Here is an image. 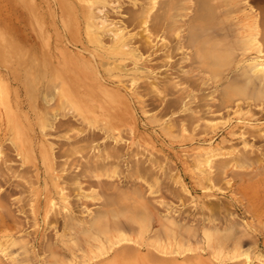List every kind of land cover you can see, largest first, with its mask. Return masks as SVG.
Here are the masks:
<instances>
[{"label":"rangeland","instance_id":"374dc122","mask_svg":"<svg viewBox=\"0 0 264 264\" xmlns=\"http://www.w3.org/2000/svg\"><path fill=\"white\" fill-rule=\"evenodd\" d=\"M195 1L93 2L95 21L110 27L95 30L99 43L84 2L0 0V264H96L123 244L148 247L146 264H264V79L247 66L264 57V0H207L213 16L202 19ZM115 30L128 52L114 51ZM197 33L203 43L184 38ZM211 51L227 56L220 73ZM114 229L130 239L109 247ZM153 238L172 243L168 254Z\"/></svg>","mask_w":264,"mask_h":264},{"label":"bare ground","instance_id":"6f19581e","mask_svg":"<svg viewBox=\"0 0 264 264\" xmlns=\"http://www.w3.org/2000/svg\"><path fill=\"white\" fill-rule=\"evenodd\" d=\"M11 1H13V0H11ZM79 2H84V4H86V6L88 7V9H85V10H87V11H85V21H86V23H87V29H88V32H90L91 33V37L95 40V41H99L100 39H99V37L100 36H102V35H95L96 33H95V30L96 29H98V26H102V27H105L106 25L104 24V21L103 20H99V21H95V18H97V16H95V15H93L94 14V5L92 6V4H93V2L95 3L96 1H99V0H78ZM101 1V0H100ZM104 1V0H103ZM195 1V0H194ZM219 1V0H218ZM231 1H233V0H231ZM258 1V0H257ZM260 1V0H259ZM5 2V1H4ZM92 2V3H91ZM152 2V1H151ZM163 2V1H162ZM161 2V3H162ZM167 2V1H166ZM197 2H199V3H201V5L206 9H204L206 12L204 13V11L203 12H201L200 13V15L198 14V16H196V18H198V19H202V18H206L205 16H207L206 14L208 13V15L210 16V18L213 16L212 15V13L210 14V10H211V7H210V4L208 3L209 1H207V0H202V1H197ZM207 2V4H205V3ZM7 3H8V1H7ZM10 3V2H9ZM67 3V2H66ZM72 2H68L67 4H65V7H68V9L71 7V5H72V7H73V4H71ZM163 3H165V2H163ZM177 3V2H176ZM195 3H196V1H195ZM198 3V4H199ZM245 3V2H244ZM32 4V3H31ZM30 4V5H31ZM76 4V3H75ZM91 4V5H90ZM99 4V3H98ZM174 4V3H173ZM205 4V5H204ZM209 4V5H208ZM33 5V4H32ZM76 5H78V4H76ZM161 5V4H160ZM160 5L158 4V7H160ZM164 5V4H163ZM246 5V4H245ZM33 6H35V5H33ZM91 6V7H90ZM162 6V5H161ZM167 6H169V5H165V9H164V12L162 13V14H165V10L167 9ZM199 6V5H198ZM202 6H201V8H202ZM229 6V5H228ZM164 7V6H163ZM215 7V6H214ZM245 7H247V6H245ZM32 8H34V7H32ZM31 8V9H32ZM51 8V7H50ZM86 8V7H85ZM196 8H197V5H196ZM199 8V7H198ZM196 9V11L197 10H203V9ZM36 9V8H35ZM163 9V8H162ZM263 9V8H262ZM41 10V9H40ZM52 10V9H51ZM264 10V9H263ZM68 11V10H67ZM72 11V10H71ZM74 11V10H73ZM163 11V10H162ZM161 11V12H162ZM214 11H215V9H214ZM35 12H36V10H35ZM253 12V11H252ZM264 11H260V15H261V13H263ZM172 13V12H171ZM196 13V12H195ZM215 13V12H214ZM32 14L34 15V13H33V10H32ZM37 14V13H36ZM157 14V13H156ZM155 14V15H156ZM162 14H160V15H158L157 14V21H159L158 20V18L159 19H162V18H160L161 17V15ZM173 14V13H172ZM175 14V13H174ZM202 14V15H201ZM144 15V14H143ZM197 15V14H196ZM205 15V16H204ZM250 15H251V13H250ZM263 15V14H262ZM66 16H69V15H66ZM66 16H65V19H66ZM158 16H160V17H158ZM164 15H162V17H163ZM170 16V15H169ZM172 16V15H171ZM264 16V15H263ZM262 16V17H263ZM2 17H4V15L2 16ZM34 17H36V16H34ZM144 17V16H143ZM194 17H195V15H194ZM193 16L191 17V18H193L192 20H196V18H194ZM247 18L249 17V19H251V21H250V23H252L253 24V29H255V31H256V29H257V23L259 24V20L260 19H258V15H257V13H254L253 14V16H249V15H247L246 16ZM69 18L70 17H68L67 19H66V22H67V20L70 22V20H69ZM170 18V17H169ZM173 18V17H172ZM259 18H261V17H259ZM36 19V18H35ZM152 20H154L155 21V18L154 19H152ZM163 20V19H162ZM176 20H177V18H176ZM175 20V21H176ZM36 21H38V20H36ZM42 21V20H41ZM65 21V20H64ZM154 21H153V24H155L154 23ZM169 21H170V19H169ZM173 22H174V20H172ZM169 22V23H173V22ZM222 21V20H221ZM8 22V21H7ZM35 22V21H34ZM163 22V21H162ZM166 22H168V20L166 21ZM36 23V22H35ZM35 23H34V25H35ZM65 23V22H64ZM99 23H101V24H99ZM158 23V22H157ZM157 23L155 24V26L157 25ZM164 23V22H163ZM175 23V22H174ZM216 23V22H215ZM263 22H261V24H262ZM4 24V23H3ZM67 24V23H66ZM70 24V23H69ZM69 24H67L68 25V28H69ZM152 24V25H153ZM162 24V23H161ZM200 24V22H198V24L197 25H199ZM66 25V26H67ZM165 25V24H164ZM166 25H167V23H166ZM188 25V24H187ZM260 25V24H259ZM262 25H264V24H262ZM9 25H6V28L8 27ZM10 26H12V25H10ZM9 26V27H10ZM100 26V27H101ZM155 26H153L152 28H154V29H156V28H158L160 25H159V23H158V26L157 27H155ZM190 26V25H189ZM200 26V25H199ZM3 28L5 27L4 25L2 26ZM14 27V26H13ZM35 27H38V25H36ZM109 27V26H108ZM107 26L105 27V28H108ZM261 27V26H260ZM39 28V27H38ZM118 28H120V27H118ZM124 28V27H123ZM161 27H159L157 30L159 31V29H160ZM164 28L166 29V27L164 26ZM262 28V27H261ZM13 29V28H12ZM104 29V28H103ZM109 29H110V27H109ZM108 29V30H109ZM114 29V28H113ZM112 28H111V30H113ZM116 29V28H115ZM122 29V28H121ZM153 29V31H155ZM178 29V28H177ZM156 30V32H158ZM6 31V30H5ZM12 31V30H11ZM110 31V30H109ZM109 31H108V33H109ZM116 32L114 33V40H116L117 41V44H118V47H115L114 48V51H122V52H124V51H126V48H125V45H126V43L128 44V42H126L128 39H129V36H128V39L127 40H125V42H124V39L125 38H127V37H125V38H123V34L125 33H120V31L118 30H115ZM123 31V30H122ZM180 31V30H179ZM262 31V30H261ZM10 32V31H9ZM97 32V31H96ZM112 32V31H111ZM8 33V32H7ZM15 33V32H14ZM13 33V34H14ZM163 33V32H162ZM165 33H166V31H165ZM164 33V34H165ZM257 33H258V30L256 31V33H253L252 35H251V41L252 42H254V44H255V42L257 41ZM261 33V32H260ZM263 33H264V30H263ZM126 34V33H125ZM155 34V33H154ZM157 34V33H156ZM15 35H16V33H15ZM110 35H111V33H110ZM163 34H161V36H162ZM5 37L6 36H8V35H4ZM113 36V35H112ZM127 36V35H126ZM168 36V35H167ZM185 37L184 38H186L187 37V40L190 42V38H192L195 42H200V43H203V39H205V38H203L202 36H201V34H199V33H197L196 34V36L194 37V36H186V34L184 35ZM262 36V35H261ZM1 37H2V35H1ZM164 37V36H163ZM166 37V36H165ZM182 37V36H181ZM9 38V37H8ZM12 38V37H11ZM64 38V37H63ZM66 38V37H65ZM146 38V37H145ZM2 39V38H1ZM172 39V38H171ZM113 40V39H112ZM111 40V41H112ZM147 40V39H146ZM172 40H174V39H172ZM171 40V41H172ZM182 42L184 41L183 40V38L182 39H180ZM242 40V39H241ZM259 40V39H258ZM102 41V40H101ZM130 41V40H129ZM134 41H135V39H134ZM149 41V40H148ZM3 42H5V41H3ZM2 42V43H3ZM9 42V41H8ZM178 42V41H177ZM185 42V41H184ZM247 42V41H246ZM252 42H250V43H252ZM6 43V42H5ZM13 42H11V44H12ZM99 43H100V41H99ZM130 43V42H129ZM149 44H151L150 42H148ZM167 43V42H166ZM247 43H249V42H247ZM6 44H8V43H6ZM101 44H102V42H101ZM116 44V43H115ZM163 44H164V42H163ZM180 45H181V43H179ZM183 44V43H182ZM186 44V43H185ZM216 44V43H215ZM232 44V43H231ZM99 45V44H98ZM97 45V46H98ZM103 45V44H102ZM129 45V44H128ZM128 45H126L127 47H128ZM165 45H167V44H165ZM173 45H174V43H173ZM172 45V46H173ZM176 45V44H175ZM179 45V46H180ZM245 45V44H244ZM2 46V45H1ZM8 46V45H7ZM6 45H5V48L7 47ZM18 46V45H17ZM131 46V45H130ZM150 46H152V44L150 45ZM154 46V45H153ZM152 46V47H153ZM156 46V45H155ZM154 46V47H155ZM160 46V44L158 45L157 44V46H156V48L157 49H159L158 47ZM161 46H162V43H161ZM168 46H170V49H171V45H168ZM182 46V45H181ZM183 46H184V44H183ZM182 46V47H183ZM188 46V45H187ZM190 46V45H189ZM210 46H212L213 47V45L211 44ZM209 46V47H210ZM214 46H216V45H214ZM241 46V45H240ZM9 47V46H8ZM11 47H12V45H11ZM45 47V46H44ZM102 47V46H101ZM103 47H104V45H103ZM131 47H133V46H131ZM130 47V48H131ZM185 47V46H184ZM200 47H204V46H199V48ZM225 47V46H224ZM3 48V47H2ZM18 48H19V46H18ZM129 48V49H130ZM155 48V49H156ZM162 48V47H161ZM164 48V50L165 51H168V47H167V49L165 48V46L163 47ZM173 48H174V46H173ZM187 48V47H186ZM112 49V48H111ZM156 49V51H159V50H157ZM184 49V48H183ZM204 49V48H203ZM233 49V48H232ZM153 50H154V48H153ZM163 50V49H162ZM163 50V51H164ZM171 50H173V49H171ZM170 50V51H171ZM182 50V49H181ZM186 50V49H185ZM200 50V49H199ZM4 51V54H7V52L5 51V49L3 50ZM3 51H2V53H3ZM25 51V50H24ZM28 51V50H27ZM155 51V50H154ZM153 51V52H154ZM161 51V50H160ZM178 52L180 51V47H179V49L177 50ZM202 51V50H201ZM261 51V50H260ZM126 52H128V51H126ZM183 52H184V50H183ZM186 52V51H185ZM259 52V51H258ZM1 53V52H0ZM121 53V52H120ZM130 53L132 54V56H133V58L135 59V60H138L139 58H138V56H137V54L135 53V50L134 51H130ZM180 53V52H179ZM178 53V54H179ZM195 55L197 54V51H195V52H193ZM207 53H208V51H207ZM211 53H212V55H211V58H215V59H213V62L211 63V68H212V72L213 73H218V71H219V73H220V68H222L223 66H224V60L226 59V57L227 56H225V54L224 55H219V54H216V53H213L212 51H211ZM234 53V52H233ZM233 53H231V54H233ZM102 54V53H101ZM187 53H185L184 54V56L186 55ZM194 54L193 55H191V56H194ZM209 54V53H208ZM220 54H222V53H220ZM227 54H228V52H227ZM241 54V53H240ZM124 55V54H123ZM129 55V54H128ZM180 56L181 55H183V54H179ZM2 56V55H1ZM197 56V55H196ZM225 57V59H223L224 57ZM31 57V56H30ZM130 57V59H131V55L129 56ZM186 57V56H185ZM190 57V56H189ZM208 57H210V55L208 56ZM207 57V58H208ZM7 58H8V56H7ZM121 58V57H120ZM191 58V57H190ZM195 58V57H194ZM232 58H233V56H232ZM251 58V57H250ZM261 58H264V57H260V56H257L255 59H254V61L253 62H251L250 64L251 65H248L247 64V66H248V68H249V66H251V71H253V73H255V74H257V75H260L261 77H262V79H264V62L262 61V59ZM186 59V58H185ZM193 58H191L190 60H192ZM196 59V58H195ZM206 58H203V59H201V60H203L204 62H206L207 64H209L208 62H209V58L208 59H206ZM37 60V59H36ZM118 60L120 61V62H116L115 60V62L118 64V66L121 68V70L123 69V67H124V64L123 63H125L124 61V59L123 58H121V59H119L118 58ZM122 60H124V61H122ZM134 60V61H135ZM194 60V59H193ZM215 60V61H214ZM246 60V59H245ZM33 61V60H32ZM133 61V62H134ZM139 61H140V59H139ZM195 61H197V60H194V62ZM211 61H212V59H211ZM210 61V62H211ZM36 62V61H35ZM40 62V61H39ZM132 62V63H133ZM135 62H137V61H135ZM172 62H175V60L174 61H172ZM171 62V63H172ZM181 62V61H180ZM191 62H193V61H191ZM198 62V61H197ZM170 63V64H171ZM178 63V62H177ZM176 63V64H177ZM182 63V62H181ZM181 63H179V64H181ZM36 64V63H35ZM40 64V63H39ZM139 64V63H138ZM141 64V63H140ZM175 64V63H174ZM213 64V65H212ZM37 65V64H36ZM41 65V64H40ZM85 65V64H84ZM126 65V64H125ZM135 65V64H134ZM142 65V64H141ZM39 66V65H38ZM137 66L138 65H136V68H137ZM140 66V65H139ZM171 66H172V64H171ZM171 66H169V67H171ZM174 66V65H173ZM172 66V67H173ZM182 66V65H181ZM247 66H246V68L245 69H243L244 71L247 69ZM86 67V66H85ZM88 67V66H87ZM90 67V66H89ZM118 67V68H119ZM192 67H195V66H192ZM208 67H209V65H208ZM41 68V67H40ZM125 68V67H124ZM131 68V67H130ZM139 68V67H138ZM142 68V67H141ZM174 68H176V66L174 67ZM173 68V69H174ZM206 69H207V67H205ZM22 69V68H21ZM89 69V68H88ZM94 69V68H93ZM125 69H127V68H125ZM124 69V70H125ZM129 69V68H128ZM140 69V68H139ZM178 69V68H177ZM181 69H182V67H181ZM200 71H201V69H202V71H203V68H198ZM250 69V68H249ZM123 70V71H124ZM145 70H146V68H145ZM144 70V71H145ZM205 70V69H204ZM243 70H240V71H243ZM40 71V70H39ZM125 71H127V70H125ZM131 71H132V69H131ZM134 71V70H133ZM206 71H208V70H206ZM250 71V72H251ZM43 72V71H42ZM47 72V71H46ZM171 72V71H170ZM169 72V73H170ZM173 73H174V71H172ZM176 72V71H175ZM180 72V71H179ZM179 72H176V73H179ZM246 72L247 73H245L246 75L245 76H247V77H249L250 78V75L248 76L247 74H248V71L246 70ZM45 73V72H44ZM132 73V72H131ZM134 73H137V72H134ZM196 73V72H195ZM223 73V72H222ZM244 73H242L243 75H244ZM28 74V73H27ZM35 74H37V72L35 73ZM49 74V73H48ZM237 74V73H236ZM255 74H253L255 77H253V76H251L253 79H256V76L257 75H255ZM29 76V75H28ZM166 77V76H165ZM211 77V76H210ZM244 77V76H243ZM23 78V77H22ZM41 78V77H40ZM135 78V77H134ZM245 78V77H244ZM252 78H250L249 80H251V82H252ZM258 78V77H257ZM43 79V78H42ZM46 79V78H45ZM48 79V78H47ZM32 80V79H31ZM38 80V79H37ZM246 80H247V78H246ZM249 80H247V81H249ZM260 80V79H259ZM259 80H256V81H259ZM255 80H254V82H256ZM24 82V81H23ZM260 82V81H259ZM261 82H262V80H261ZM260 82V83H261ZM249 83H250V81H249ZM260 83H259V86H260ZM263 83V82H262ZM252 84H253V82H252ZM256 85V84H255ZM254 85V86H255ZM227 86V85H226ZM226 88V87H225ZM224 88V89H225ZM58 89V88H57ZM28 90V89H27ZM236 90L237 91H242V88H241V86L240 85H236ZM135 93V92H134ZM224 94V93H223ZM193 96H194V94H193ZM192 96V97H193ZM221 96H222V94H221ZM185 97V96H184ZM187 97V96H186ZM232 97V96H231ZM239 97H241L240 95H239ZM238 97V98H239ZM199 98V97H198ZM201 99V98H200ZM253 102H255V101H253ZM201 105V104H200ZM206 105V104H205ZM5 107V106H4ZM207 108H208V106H207ZM201 109H202V107H201ZM210 109V108H209ZM204 110V109H203ZM214 110H216L215 108H214ZM213 110V111H214ZM201 111V110H200ZM209 111H211V110H209ZM210 113V112H209ZM1 114V113H0ZM21 120V119H20ZM23 124V123H22ZM260 130V129H259ZM253 131V130H252ZM234 136V135H233ZM25 142V141H24ZM23 148V147H22ZM82 172H84V171H82ZM87 173V172H86ZM260 173V172H259ZM78 174V173H77ZM80 174V173H79ZM84 175H86V174H84ZM88 175V174H87ZM86 175V176H87ZM77 176V175H76ZM75 176V177H76ZM80 177V176H79ZM79 177H77V180H78V178ZM83 177V176H82ZM56 178V176L54 175V179ZM87 179H88V177H86ZM53 179V178H52ZM72 179V178H71ZM80 179H81V177H80ZM79 179V180H80ZM73 180V179H72ZM84 181H85V177H84ZM89 181V180H88ZM73 182V181H72ZM70 184H69V187H70V185H71V182H69ZM99 183H101V185H103V183L102 182H99L98 181V184ZM33 184V183H32ZM91 184H93V183H91ZM90 184V185H91ZM104 184H108L107 182H104ZM109 185V184H108ZM81 186V185H80ZM84 186V185H83ZM83 186H81L82 188H84ZM106 186V185H105ZM68 187V188H69ZM75 187V186H74ZM78 188H80L79 186H77ZM90 187V186H89ZM108 187V186H107ZM107 187H106V189H107ZM112 187V186H111ZM63 188V187H62ZM61 188V189H62ZM60 189V190H61ZM81 189V188H80ZM63 190V189H62ZM61 190V191H62ZM65 190V189H64ZM115 190V189H114ZM58 191V190H57ZM66 191H68V190H66ZM66 191H65V193H66ZM70 191V190H69ZM83 191V190H82ZM113 191V190H112ZM125 191V190H124ZM134 192H136L135 191V189L133 190ZM74 192V191H73ZM91 192V191H90ZM90 192H88V193H90ZM114 192V191H113ZM112 192V193H113ZM61 193H63V191L61 192ZM68 193V192H67ZM82 192H78V194H79V196L81 195V197L83 198V197H88V196H91L92 195V197L94 196L92 193H94V192H91L89 195H88V193L87 192H85V193H82ZM107 193V192H106ZM118 193V192H117ZM120 193V192H119ZM78 194H76V195H78ZM109 194V196H110V192L108 193ZM124 194V193H123ZM68 194H64L63 195V198H66V196H67ZM112 195V194H111ZM114 195V194H113ZM122 195V194H121ZM121 195H120V198H121ZM253 195H255V194H253ZM70 196V195H69ZM59 197V196H58ZM103 197H106V195L105 196H103ZM110 197H112V196H110ZM116 197V196H115ZM123 197V196H122ZM80 198V197H79ZM82 198H80V199H82ZM90 198V197H89ZM94 198V197H93ZM92 198V199H93ZM243 198H245V197H243ZM85 199V198H84ZM104 199V198H103ZM116 199V198H115ZM123 199V198H122ZM106 200H108V199H106ZM105 199H104V202L106 201ZM237 201H238V199H236ZM245 200V199H244ZM87 201V200H86ZM109 201V200H108ZM113 201V200H112ZM116 201V200H115ZM114 201V202H115ZM121 201V200H120ZM246 201V200H245ZM107 202V201H106ZM103 203V202H102ZM113 203V202H112ZM246 203V202H245ZM51 204V203H50ZM49 204V205H50ZM107 204V203H106ZM123 204V203H122ZM126 204V203H125ZM86 205V204H85ZM103 205V204H102ZM110 205V204H109ZM52 206V205H51ZM77 206V205H76ZM81 206V205H80ZM104 206H105V204H104ZM127 206H129V205H127ZM114 207H116V206H114ZM118 207V206H117ZM249 207V206H248ZM52 208V207H51ZM51 208H48V209H51ZM251 209V208H250ZM98 209L96 208V211H97ZM108 210V209H107ZM132 210V209H131ZM129 211H130V209H129ZM134 211V210H133ZM233 211H235V210H233ZM232 211V212H233ZM246 212H247V210H245ZM99 212H100V210H99ZM103 213H105L104 212V210H103ZM113 213V212H112ZM251 213V212H250ZM95 214L97 215L98 213H96L95 212ZM94 214V215H95ZM118 214H119V212H118ZM233 214V213H232ZM47 215V214H46ZM103 214H101V216H102ZM105 215V214H104ZM132 215H133V213H132ZM98 216V215H97ZM115 216V215H114ZM252 216V215H251ZM67 217H69V216H67ZM111 217H112V215H111ZM140 217V216H139ZM233 217V216H232ZM236 217V216H235ZM253 217V216H252ZM49 218V217H48ZM143 218H144V216H143ZM133 219L135 220L136 219V217L135 216H133ZM232 219V218H231ZM69 219H67V221H68ZM70 220H73V219H70ZM97 219H94V220H91V223L92 222H94V221H96ZM82 221V220H81ZM84 221V220H83ZM88 221H90V220H88ZM124 221V220H123ZM137 221V220H136ZM66 222V221H65ZM69 222V221H68ZM67 222V223H68ZM137 222H139V221H137ZM141 222V221H140ZM66 223V224H67ZM72 223V222H71ZM70 224V223H69ZM82 226V225H81ZM90 226H91V224H90ZM102 225H99V227H100V229H101V231L103 230V228L101 227ZM126 226V225H125ZM92 227V226H91ZM138 227H139V230H142V228H143V225H138ZM185 227V226H184ZM230 227H232V226H230ZM90 228V227H89ZM227 228H229V226L227 227ZM253 228V227H252ZM81 230H82V228H80ZM92 229V228H91ZM193 229V228H192ZM229 229H231V228H229ZM229 229H226V230H229ZM254 229V228H253ZM80 230V231H81ZM211 230H212V228H211ZM220 230V229H219ZM225 230V229H224ZM95 231V230H94ZM196 231V230H195ZM205 231V230H204ZM215 231H216V229H215ZM222 231H223V229H222ZM97 232V231H96ZM193 232V231H192ZM213 232H214V230H213ZM218 233L220 232V231H217ZM141 233V232H140ZM173 233V232H172ZM208 233H210V231H208ZM93 234V233H92ZM91 234V235H92ZM192 234V233H191ZM212 234H214V233H212ZM94 235V234H93ZM193 235V234H192ZM216 235V234H215ZM214 235V236H215ZM220 235V234H219ZM88 236H89V234H88ZM217 236V235H216ZM67 237V236H66ZM65 237V238H66ZM90 237V236H89ZM211 237H213V236H211ZM209 235L207 236V234H206V238H207V240L209 241V243L210 242H212L211 241V239H208V238H211ZM100 238V237H99ZM98 238V239H99ZM215 238V237H214ZM214 238H212V239H214ZM130 238L129 237H127L125 234H123L122 232H121V230H119V229H114V231L110 234V235H105V242H106V245H107V243L109 244V247H111L112 245H117V244H119L120 242H122V241H125V240H129ZM95 240H97V239H95ZM215 240V239H214ZM73 241V240H72ZM137 241V240H136ZM150 241H152L151 243H152V246H154L153 248H158L162 253H167L168 254V252L170 251V247H171V245H172V243L169 241V240H165V241H159V239H155V238H153L152 240H150ZM221 241V240H220ZM71 242V241H70ZM219 242V241H218ZM144 244H145V242H144ZM183 244V243H182ZM211 244V243H210ZM151 245V244H150ZM206 245V244H205ZM93 246V245H92ZM95 246H97V245H95ZM122 246H124V244L123 245H121V249L118 247L117 249H118V252L116 253V255H114L113 257H111L110 259H107V260H105V258H102V259H104L105 261H102L101 260V262H100V260H99V262H96V264H146V262H148V261H152V259H151V255L153 254H151V253H149V254H151L150 256H149V254H148V252H147V250H148V247H147V250H145L146 252L144 253V254H140V253H135V252H137V250L135 251V249H137V248H133L134 249V251L132 252V251H126V250H128V249H123L124 247H122ZM207 246H208V244H207ZM98 247V246H97ZM97 247H94V248H96L95 250L96 251H99V247L97 248ZM100 247H101V245H100ZM109 247H107V249L109 248ZM127 246H125V248H126ZM179 247V246H178ZM69 248V247H68ZM75 248H76V246H75ZM104 247L102 246V248H101V251L102 252H105V250L103 249ZM209 248V247H208ZM211 248V247H210ZM209 248V249H210ZM117 249H114V252H116L117 251ZM150 249V248H149ZM1 250H3V249H1ZM172 250V249H171ZM172 251H174V250H172ZM184 251H185V249H184ZM188 251H189V249H188ZM187 251V252H188ZM211 251H212V249H211ZM221 250H219V252H220ZM84 252V251H83ZM102 252H99V254L101 255V253ZM216 252V251H215ZM156 253V252H155ZM212 253V252H211ZM221 253V252H220ZM219 253V254H220ZM235 252H233L232 254H230L231 256V258L232 257H239V254H234ZM245 254H246V251L244 252ZM30 254V253H29ZM95 254V253H94ZM104 254V253H103ZM95 256H96V254H95ZM155 256V255H154ZM186 256V259H187V255H185ZM184 256V257H185ZM193 256V255H192ZM192 256H189V257H192ZM246 257L248 256V255H245ZM92 257H93V255H92ZM158 257V256H157ZM163 257V256H162ZM161 257V258H162ZM194 257V256H193ZM108 258V257H107ZM156 258V257H155ZM154 258V259H155ZM167 258H170V257H167ZM174 258V257H173ZM197 258V257H196ZM215 258V257H214ZM81 259H82V257H81ZM184 259V258H183ZM190 259H193V258H190ZM195 259V258H194ZM222 259V258H221ZM83 260H84V258H83ZM161 259H159V263H158V260L156 259V262H155V260H153V263H155V264H160V262H162V264H163V260H161ZM175 260V259H174ZM181 260V259H180ZM196 260H199L198 258L196 259ZM224 260V259H223ZM80 261V260H79ZM164 261H165V259H164ZM183 261V260H182ZM187 261L188 260H186V264H188L187 263ZM190 261H192V260H190ZM189 261V262H190ZM194 261V260H193ZM86 262V261H85ZM165 262H167V260L165 261ZM168 262L170 263V262H172V257H171V260L169 259L168 260ZM175 262V261H174ZM213 263H214V261H212ZM236 262V261H235ZM184 263H185V261H184ZM200 263V262H199ZM199 263H193V264H199ZM82 264V263H81ZM93 264H95V263H93ZM166 264V263H165ZM172 264V263H171ZM189 264H192V263H189ZM225 264V263H224Z\"/></svg>","mask_w":264,"mask_h":264}]
</instances>
